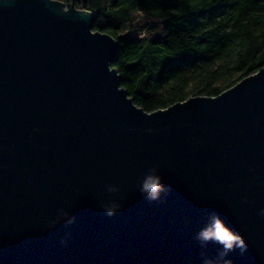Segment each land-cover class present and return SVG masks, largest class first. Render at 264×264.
Instances as JSON below:
<instances>
[{
	"label": "water",
	"instance_id": "95a60500",
	"mask_svg": "<svg viewBox=\"0 0 264 264\" xmlns=\"http://www.w3.org/2000/svg\"><path fill=\"white\" fill-rule=\"evenodd\" d=\"M94 19L0 0V264H264V66L147 111ZM214 216L245 251L198 238Z\"/></svg>",
	"mask_w": 264,
	"mask_h": 264
},
{
	"label": "trees",
	"instance_id": "16d2710c",
	"mask_svg": "<svg viewBox=\"0 0 264 264\" xmlns=\"http://www.w3.org/2000/svg\"><path fill=\"white\" fill-rule=\"evenodd\" d=\"M95 14L118 42L120 84L147 111L189 95L215 96L264 66V0H61ZM162 20L155 35L141 36Z\"/></svg>",
	"mask_w": 264,
	"mask_h": 264
},
{
	"label": "clouds",
	"instance_id": "9594fccd",
	"mask_svg": "<svg viewBox=\"0 0 264 264\" xmlns=\"http://www.w3.org/2000/svg\"><path fill=\"white\" fill-rule=\"evenodd\" d=\"M136 15L142 19L145 16V12L143 10H138ZM154 16H156L158 19L160 18V16L157 14H154ZM148 34L149 33L147 32L140 33L141 36H146ZM113 190L114 189H110V191ZM162 191H164V188L158 176L148 175L143 180L141 192L147 194L149 199H158ZM118 207H120L118 204L113 203L111 206H105V211L107 215L112 216ZM65 215L67 214L65 213ZM212 219V224L199 233V239L203 241H215L216 243L223 246L225 253L234 250L236 247H239L242 252L246 250V244L242 236L234 233L228 227H226L219 217L214 216Z\"/></svg>",
	"mask_w": 264,
	"mask_h": 264
},
{
	"label": "rangeland",
	"instance_id": "374dc122",
	"mask_svg": "<svg viewBox=\"0 0 264 264\" xmlns=\"http://www.w3.org/2000/svg\"><path fill=\"white\" fill-rule=\"evenodd\" d=\"M144 18L148 22L147 26H145L146 28L145 32L149 33L148 36L155 35L161 31L162 25H163L161 19L153 18L148 15H145ZM189 96H192V95H189Z\"/></svg>",
	"mask_w": 264,
	"mask_h": 264
}]
</instances>
